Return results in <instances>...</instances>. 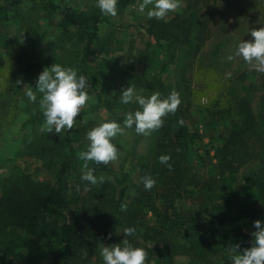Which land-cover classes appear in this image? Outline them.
Segmentation results:
<instances>
[{
	"label": "rangeland",
	"instance_id": "obj_1",
	"mask_svg": "<svg viewBox=\"0 0 264 264\" xmlns=\"http://www.w3.org/2000/svg\"><path fill=\"white\" fill-rule=\"evenodd\" d=\"M7 1L0 0V6ZM54 1L76 9L100 11L97 0ZM140 3L142 0H126L125 5L118 8L116 17L104 15L105 21L99 25V36L106 44V59L99 52H93L90 57L89 66L93 71V79L87 90L92 99L77 117L75 128L79 134H76L75 142L87 148L90 143L87 133L90 130L109 121L123 125L127 112L140 109L135 101L129 104L121 102L123 89L132 86L136 94L145 98L159 92L162 99L175 90L180 94L182 102L174 115L164 118L163 127L169 118L175 120L174 125L179 124L181 119L184 121L182 126L185 127L187 136L186 152L184 156L178 157L183 168V178L193 188L207 183L217 186L221 181L223 168L214 154L216 149L225 145L231 124L225 114L217 118L212 113L223 112L232 104L234 97H243L257 115L264 114V73L250 70L241 57L227 59L229 55H234L240 42L252 39L253 28L264 27V0H182V7L168 16L188 18L190 12L195 11L201 20H207L209 35L195 55L192 53L194 48L186 50L181 43L182 39H176L174 43H170L171 39L162 40L163 47H156L144 30L150 19L146 15L147 8L145 13L138 11ZM151 7L153 5L148 6ZM196 28L195 25L192 30ZM69 36V32L60 28L58 18L44 10L41 4H22L0 17V104L10 108L11 103H16V112L4 113L5 117H0V194L6 179L14 176L15 169L45 186L55 184L57 166L54 151L58 144L54 140L64 130L59 135L54 131L42 132L45 120L22 126L36 112L42 111L39 106L42 94L36 92L37 100L32 102L23 89L28 85L35 91L40 73L54 63L77 70L80 46L70 40ZM21 78L23 83L16 85V81ZM160 85L163 92L157 89ZM95 91L101 94V105L96 102ZM162 128L144 136L137 134L133 126L132 129L125 130V135L118 136L113 141L120 150V157L110 165L115 170L127 166L130 172V194L135 198L130 209L139 208L142 202L147 204L140 212L141 216L145 215V219L142 218V229L146 224L154 227L157 220L150 208H160V201L144 200L146 193H143L145 188L142 178L149 176L146 169L152 168L156 163L154 158L159 153L157 146L158 139L162 138ZM256 132L258 135L255 137L259 139L248 140L246 149H238L232 158L238 166L235 187L241 186L245 181L264 180V145L260 143L264 130L261 124L257 125ZM82 174L83 171L81 176ZM95 175L106 178L104 183L110 188L109 193L115 191L114 175L108 172H97ZM86 185L85 181L84 187L76 186L77 191L71 189L73 192L68 195L65 206L76 210L80 206L82 195L85 196L84 202L87 198L93 200L96 188L102 183L94 185L95 189L93 185ZM197 202L202 206L201 195H198ZM174 205L183 217L194 213V206L189 198L182 197ZM127 212L129 207H126L125 214ZM256 220L264 222L262 205L245 221L244 230L247 233L251 234L256 230ZM122 235L123 231L120 229L113 233L115 239ZM139 237L140 235L137 238ZM113 244L115 243L111 239H101L91 252L75 254L68 262L104 264L101 249ZM148 246L151 248L153 244ZM35 249L26 253L24 264H64L51 241L39 240ZM188 261L187 256L173 255L174 264H187ZM147 264H152V261H147Z\"/></svg>",
	"mask_w": 264,
	"mask_h": 264
},
{
	"label": "trees",
	"instance_id": "obj_2",
	"mask_svg": "<svg viewBox=\"0 0 264 264\" xmlns=\"http://www.w3.org/2000/svg\"><path fill=\"white\" fill-rule=\"evenodd\" d=\"M27 3L43 5L44 10L58 18L60 28L70 33L69 39L80 46L78 74L85 75L90 84L93 79L89 66L91 55L99 52L106 59V44L99 36V25L105 21L104 14L59 5L54 0H8L0 6V17ZM125 3L126 0H118L117 9ZM193 25L197 26L194 31ZM144 30L156 47H163L162 40L171 39L170 43H174L176 39H182L186 50L194 48L193 55L201 50L209 35L207 20H201L195 11H191L188 18L173 15L165 20H150ZM157 89L163 92L161 85ZM95 92L99 105L102 97L98 91ZM15 104L8 105L10 108L0 104V117H5L4 113L16 112ZM224 114L231 125L225 145L216 149L214 154L223 168L217 186L207 183L193 188L189 181L186 182L178 161V157L186 152L185 127L180 123L174 125L172 118L166 121L161 129L162 138L158 139L156 163L146 169L156 184L150 191L143 192L146 193V202L158 200L160 208H150L157 221L154 227L146 224L144 229L141 223L145 215L141 216L140 212L147 204L142 202L139 208L130 209L135 198L130 194L127 166L115 170L110 164L89 162V167L95 168L94 174L108 172L115 176V191L109 193L108 185L102 183L96 188L93 200L87 198L84 202L85 196L82 195L76 210L65 206L68 195L73 192L71 189L77 191L76 186L84 187L85 181L81 180L84 161L79 158V153L87 150L75 142L74 138L79 134L75 126L71 130L65 129L54 140L58 144L54 151L57 166L54 185L48 187L36 182L19 169L14 170L13 177L6 179L0 194V264H24L26 253L36 250L39 240L51 241L58 249L57 256L63 258L64 264H69L70 257L91 252L101 239L121 243L124 234L115 239L113 233L127 227L136 229V234L127 239L135 247L144 248L152 264H174L175 254L187 256V264H232V254L227 247L239 244L238 251L242 254L244 248L253 245L254 238L244 230V224L257 207L264 206V180L245 181L235 187L238 166L232 158L238 149H246L248 140L259 139L255 137L258 135L256 127L261 124L264 130V114L257 115L243 97H234L228 108L212 113V116L219 118ZM44 120L43 111H38L22 126ZM260 143L264 145V133ZM162 155L171 157V168L160 163ZM198 195L202 197V206L197 202ZM182 197L189 198L194 206L191 216L183 217L176 210L174 203ZM122 205L129 207V212L125 214L126 209L122 210ZM151 243L152 249L148 246Z\"/></svg>",
	"mask_w": 264,
	"mask_h": 264
},
{
	"label": "clouds",
	"instance_id": "obj_3",
	"mask_svg": "<svg viewBox=\"0 0 264 264\" xmlns=\"http://www.w3.org/2000/svg\"><path fill=\"white\" fill-rule=\"evenodd\" d=\"M118 0H97V7L105 16L116 17ZM149 5L153 7L148 8ZM182 7V0H142L138 6L140 13L146 12L148 19L158 21L165 20L169 13H174ZM22 34V33H21ZM250 40H243L239 43L234 55H229L228 60L241 57L249 66L250 70L264 73V27L251 30ZM21 42L23 36L21 35ZM23 83V79H18L16 85ZM91 87L85 75L78 74L73 67H65L59 63H54L51 67H46L39 75L35 91L28 85L24 86L27 98L35 102L36 92L42 94L39 106L43 111L45 122L41 128L42 132L60 134L63 130H71L76 125L79 114L92 99L88 92ZM121 102L129 104L133 101L140 106L135 112H127L123 120V125L116 121H109L100 124L87 133V140L90 142L86 151L79 153V158L84 161L82 181L91 185L104 183L106 178L101 175L99 178L94 174L95 168L89 167V162L108 165L115 163L120 157V150L113 142L118 136L125 135L126 129L135 126V132L144 136L163 127L164 118L170 114H175L181 104L180 94L173 90L167 98H161V93L155 92L150 97L145 98L138 95L135 89L130 86L122 90ZM86 122V121H85ZM184 124L183 119L178 121ZM171 157L162 155L160 163L171 168L169 164ZM145 190L150 191L156 184V180L151 176L142 178ZM126 205H122V210ZM256 229L251 233L254 238L253 245L244 248L242 254L239 253V244H229L228 251L231 253L232 264H264V222L256 220ZM124 239L119 244L104 246L100 255L104 264H147L149 253L142 247H135L127 237L134 236L136 229L127 227L123 230ZM111 238V234L109 235Z\"/></svg>",
	"mask_w": 264,
	"mask_h": 264
}]
</instances>
